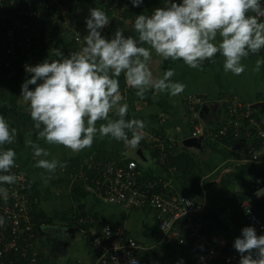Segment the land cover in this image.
<instances>
[{"label": "clouds", "instance_id": "1", "mask_svg": "<svg viewBox=\"0 0 264 264\" xmlns=\"http://www.w3.org/2000/svg\"><path fill=\"white\" fill-rule=\"evenodd\" d=\"M131 3L138 7L143 0ZM262 18L261 0H164V6L151 15L136 16L138 39L117 29L109 40L102 35L110 23L107 14L99 8L90 9L85 18L88 34L83 37L84 47L68 56L56 48L58 59L26 66L32 75L21 86V98L29 103L38 139L73 152L91 148L97 137H110L123 142L126 149H136L144 139L145 123L127 119L129 105L122 103L120 75L124 74L126 84L137 90L140 99L151 90L175 97L186 88L172 79L175 69L165 71L162 77L154 76L153 51L163 60H183L194 69L206 60L215 62L213 58L220 53L225 72L240 75L245 71L242 59L264 49ZM262 64L264 59L257 60L255 71ZM30 85L35 88L30 89ZM113 110L116 118H110ZM98 121H102L99 128ZM17 135V129L0 114V173H6L0 174V185H12L20 179L12 172L15 150L3 147L14 143ZM26 145L38 158L35 166L49 174L43 177L45 183L58 168L66 167L57 158L49 159L50 152L31 138ZM0 197L5 202L9 198L6 187H0ZM5 223L0 217V227ZM234 248L240 253V264H264V235H257L254 226L242 229Z\"/></svg>", "mask_w": 264, "mask_h": 264}, {"label": "crops", "instance_id": "2", "mask_svg": "<svg viewBox=\"0 0 264 264\" xmlns=\"http://www.w3.org/2000/svg\"><path fill=\"white\" fill-rule=\"evenodd\" d=\"M114 4L115 2L109 6L111 12L101 9L108 16L109 26L114 25L112 23L115 21L113 17L116 14L117 7H114ZM142 13L146 15L147 10H143ZM88 14H90V11ZM116 16L119 15L116 14ZM86 17H83L84 23ZM132 19H135V16L126 17L124 19L126 24L120 28L126 37ZM114 31H117L116 27H114ZM63 34L61 47L57 48L65 47L68 42L70 43V40L72 41V31ZM143 46L149 47L147 44ZM69 54V52L66 53V56ZM262 59H264V49H261L258 54H250L248 57L243 58L241 63L245 65V71L240 75H235L231 72H225L224 57L220 53H217L213 58L215 62L206 60L202 63L201 68L194 69L186 65L183 60H163L156 56L153 51L151 67L154 76L162 77L165 71L175 69V75L172 79L183 83L186 88L175 97L166 92L158 93L151 90L145 94L144 99H140L135 94L137 90L126 84L125 76L122 73L119 82L121 93L124 96L122 103L129 105L127 117L142 120L145 123L144 129L148 133L164 134L173 141H184L185 138L190 136L198 138L197 143L190 146L191 151L197 153L199 158V170L202 173V180L216 174L219 170V173L211 180L220 181L229 173L238 176L240 174H236L237 172L233 167L239 168L243 165L242 167L247 171L248 168L243 163L249 161L250 157H233L234 152L238 149L231 144L225 145V150H223L224 143L219 138L221 132L218 131V128L228 121L229 108L226 107V103L233 99L248 104L247 106L251 112H258L260 119L264 121V64L260 66L258 72L255 71L257 60ZM31 75L26 71L24 74L13 78L6 88L9 93L8 101L0 102V114L18 132L14 143L3 147L15 150L17 154L16 162L21 164L40 186L42 205L53 217V220L48 224L57 225V230H54V233L58 234V238L55 239L46 232L45 235L42 233L44 225H41L38 230V242L41 243L44 250L48 251V254H51V261L53 262L51 263L71 264L73 260L77 259L84 264H94L97 259V252L89 235V228L92 226L85 229L84 225L87 221H90L94 224L93 226L100 228L102 224H97V220L100 219L109 221L117 227H122L128 234L136 237L143 245L140 254L146 257V253L153 254L152 258L149 259L151 264H162L164 261H170L173 264H179L180 261H183V264H193V255L186 250L183 244L177 241L175 236L167 238L163 235L155 212L150 207L126 206L101 199L93 193L90 187L91 184L87 182L82 188L74 187V183L78 178H72L69 175L73 160H80V157L83 158L95 152H101L102 155L105 153L109 156L125 157V159L126 157L138 159L134 156L135 149H126L123 142L115 141L110 137L102 139L97 137L91 148L79 152H73L63 145H49L45 140L38 139V131L34 128L32 118L26 116L27 114L30 115L29 103L21 98V86L26 79L31 78ZM29 87L34 89L35 85ZM190 94L200 98L198 102H195L193 111L186 105L187 97ZM110 118H115V110L110 113ZM101 123L102 121L97 122V128ZM194 126L199 127L206 134L204 136L193 135L192 131L196 128ZM29 138L50 152L49 159L54 157L61 163L66 164V167L58 168L56 173L52 175V179L47 183L44 182L43 177L49 174L44 169L35 166L38 158L34 157L32 148L26 145V140ZM166 144H171V142ZM142 146L147 159L143 161L138 159V162L145 168H153L154 172L159 175L157 177L168 181L175 193L182 194V191H184L183 184L175 175H170L160 167L161 165L159 166L161 160L159 157L155 158L154 148L152 146H148V148L145 145ZM228 153L230 155H227ZM158 155H160V152ZM167 159L168 157L163 162H166ZM225 164H228V166L220 169ZM263 167V165L258 166L255 164V167L252 168V171L256 174V181L251 182L250 186L255 188L254 194L258 197L264 196L257 193V189L263 185ZM172 169H175V167H172ZM84 188L87 191L86 194L83 191ZM203 190L204 196L183 194L190 196L203 207L205 205L214 207L220 214V218L225 220L224 224L216 223L218 226L212 232L213 234L221 238H228L229 235L234 240L240 237L244 226L241 223L233 222L230 209L222 201L209 199L205 188ZM73 215L74 218H67Z\"/></svg>", "mask_w": 264, "mask_h": 264}, {"label": "built area", "instance_id": "3", "mask_svg": "<svg viewBox=\"0 0 264 264\" xmlns=\"http://www.w3.org/2000/svg\"><path fill=\"white\" fill-rule=\"evenodd\" d=\"M34 1L30 0L26 3V0H22L19 4V0H0V22L7 31V40L10 41V44L0 49V89L3 87L4 80L11 79L18 74L17 63L19 61L25 67L36 65L33 63V51L34 46L40 44V40L34 39L31 34L19 35L18 31L23 30L30 22L37 25L32 28L33 32L41 28V16L45 13L44 10L50 11V18L44 25L52 30L55 26L62 29V31L52 33L53 36L57 34L54 38L67 31L73 32V47L70 53L79 51L85 46L83 36L71 26L70 8L65 1ZM261 6L264 7V0H261ZM151 14L152 12L147 15ZM108 28L109 25L103 29L102 34ZM21 48L25 49L23 54L27 52L25 57L20 53ZM7 52L11 53L8 59L5 57ZM187 98L186 105L193 111L195 102H198L200 98L191 94ZM247 105L238 99L229 101L228 122L234 127V135L241 139V128H244L246 133L253 129L256 137L264 138V121L255 116ZM143 131L144 139L141 142L144 140L151 142L153 147L159 149L161 162L165 161L168 152L163 135L151 134L145 129ZM220 132L224 133L225 128L220 129ZM192 133L197 136L206 134L199 127L194 128ZM259 156V151H253L249 159L257 160ZM92 158L93 155H91V160ZM93 164L98 170L97 175L91 178L90 187L93 193L101 199L126 206L150 207L155 212L164 236L167 238L175 236L180 242L186 238L192 240V250L197 253L193 257V264H211L214 260H223L226 264H240V253L234 248V243H230L228 238L218 237L206 230L203 222L197 218V213L203 209V206L186 194L175 193L169 182L161 177L141 178L136 158L118 163L113 159L101 161L94 157ZM12 172L20 179L12 185H0L9 190V198L6 202L0 197V217H4L6 221L4 226L0 227V264L8 259L9 256H6L5 251L10 246H14L16 252L22 254L35 247V241L32 239L35 236L34 224L28 206L31 201L28 194L30 183L25 170L19 164H16ZM69 175L72 178H88V174L83 169L70 171ZM240 206L243 208L245 218L255 228L264 231V219L253 210L249 201H242ZM102 221L100 228L93 226L94 224L89 228L90 240L97 252L94 264H133V262L151 264L149 258L140 254L143 245L136 237L128 234L122 227H117L106 220ZM20 231L23 236L19 235ZM71 264L84 263L75 259ZM162 264L173 263L164 261Z\"/></svg>", "mask_w": 264, "mask_h": 264}, {"label": "trees", "instance_id": "4", "mask_svg": "<svg viewBox=\"0 0 264 264\" xmlns=\"http://www.w3.org/2000/svg\"><path fill=\"white\" fill-rule=\"evenodd\" d=\"M22 0H19V4ZM30 0H26V3ZM34 1V0H33ZM69 5V14L72 17L71 26L74 30H76L78 33H80L82 36H86L88 34V30L86 28V23L83 22V17L88 15V12L92 8H99L100 10L103 8L105 11H110L109 6L111 3L115 2L114 7H117L116 14L119 15L118 17L116 14H114V19L112 24L110 25L107 30H105L104 34H102L104 37L108 38L109 40L114 35V27L116 29H120L122 25L126 24L124 19L126 17L136 16L143 14V10H147V14L150 12H153L154 9L158 7L164 6V0H143V3L138 6L134 7L130 0H63ZM177 3L182 2V0H177ZM34 3H36L34 1ZM45 13L41 16V28H37L34 32L32 31V28H35L37 25L33 22H30L26 25V27L18 31L19 35L26 36L27 34H31L32 37L36 40H40V44H37L40 47V51H33V63L36 65L43 62L45 59H58V57L55 56L54 51L57 47H61L60 43L63 38L64 34H60L57 38H54L51 36V34L54 31H62L61 28L58 26L53 27L54 29H49L45 24L46 20L50 18V11L44 10ZM111 12V11H110ZM122 15V16H121ZM119 18V19H118ZM135 19H132V22L129 24V32L127 33L128 36H133L134 38L138 39V33L134 29V23ZM64 31V30H63ZM7 31L2 26V23L0 22V49H3L4 45L10 44V41L7 40L6 37ZM17 35V33H16ZM36 45V46H37ZM34 46V47H36ZM64 47V46H63ZM60 48L61 51L66 56V53H70V49L73 47V41L70 40V43L64 47ZM22 52H25V49L23 50L21 48L20 53L25 57L26 54H23ZM11 53L7 52L5 54L6 59L10 58ZM18 67V74L14 76L13 78L20 76L21 74H24L26 72V67L23 66L20 61L17 63ZM4 80L3 87L0 89V102H6L9 99V93L6 88L8 87L10 81L12 79ZM228 102L226 103V107H228ZM228 113L230 114V111L228 110ZM254 114L260 117L259 113L254 111ZM27 117H31V115L27 114ZM116 118V117H115ZM127 119H129L127 117ZM247 119V118H245ZM229 120V119H228ZM248 120V119H247ZM246 120V121H247ZM242 126L240 125V128ZM221 128H225V132L219 134V138L222 139V142L224 143V149L225 145L231 144L236 149V152H234L235 158L240 157H251L253 151H259V159L257 160H249L246 161V163H243L245 166H247L248 170L246 171L245 168L242 166H238L239 168L233 167L236 174L232 173L227 174L225 177H223L220 181H213L216 174L219 173L217 171L216 174H212L206 179L202 180V173L199 170L200 161L197 156V153L191 151V146L184 142V141H173L172 139L168 138L167 135L163 134V137L165 139V143L171 142V145L166 144V150L168 152V159L166 162H160L159 166L165 170L170 175H175L177 177L182 185V188L184 191L183 193H188L191 195L198 194L199 196H204V190L208 193L209 199H215L222 201L227 208L230 209L231 212V219L233 222H236L238 224H242L245 227L253 226L245 217L243 208H241V202L248 200L251 204L253 210L264 219V196L258 197L256 194H254V189L250 186L251 182L256 181V174L254 171H252L253 167H255V164L263 165L264 166V143L262 137H256L255 131L253 129L250 130L249 133H246V130L244 128H241L242 132V138L238 139L234 135V127L229 124L227 121L226 123H223L219 128L218 131H220ZM154 129L153 127L151 128ZM219 142V141H218ZM217 142V144H218ZM151 142H147L144 140L143 142H140L139 145H145L146 148L148 146H152ZM153 147V146H152ZM154 148V155L155 158L159 157V149L156 147ZM224 151V155H225ZM91 155H93V158L91 160ZM227 155H230L228 153ZM97 158L98 160L105 161L108 159H113L117 161L118 163H123L126 160L130 159L131 157H125L120 158L116 156H109L105 153L102 155L101 152H95L93 154H89L87 156H84L83 158L80 157V160L75 159L73 160V164L71 165L70 171H77L78 169H83L88 174V178H82L77 177L78 179L74 183V187L78 186L80 188L83 187L84 184L92 183L91 178L95 177L98 173V170L94 168L93 159ZM257 162H260L259 164ZM229 163V162H226ZM16 164H18L16 162ZM20 167L23 168L21 164H19ZM225 166H228V164L222 165L220 169L224 168ZM172 167H175V169H172ZM24 169V168H23ZM138 169L141 172V178H154L159 176L158 173H155L154 169L151 168H145L142 166L140 162H138ZM25 170V169H24ZM175 170V171H174ZM174 171V173H173ZM27 180L30 183V186L28 187V194H29V201L28 206L30 210V214L32 216V221L34 224V233L35 236V247L29 250L27 253L22 254L16 252V248L14 246L8 247L6 249L5 254L6 256H9L8 259H6L3 264H52L51 261V254H48V251L44 250L41 247V243L38 242V230L41 225H47L53 220L52 215H50L45 207L42 205L41 202V188L37 184V182L25 171ZM264 175V167L263 172ZM242 178H241V177ZM213 177V178H212ZM264 185V180L262 181ZM78 189V188H77ZM83 191L86 194L85 188ZM77 214V213H76ZM79 217V216H78ZM68 219L74 218V215L72 217H67ZM197 218L200 219L203 222V226L206 230L214 232L216 226H218V222L224 224L225 220L220 218V214L218 211L211 207L210 205H205L201 211L197 213ZM97 224L101 225L103 223L102 220H97ZM217 223V224H216ZM91 222L87 221L85 223L84 228L87 229L89 226H91ZM256 232L257 235H264L263 230H259L257 228ZM20 236H23V233L19 232ZM215 235V234H214ZM228 240L230 243H234V239L228 235ZM177 241L184 245L186 250L190 252V254L193 255V257L197 254L192 250V240L189 238H186L183 242H180L178 239ZM147 257L152 258L153 254L146 253ZM143 257H146L142 254ZM11 259V260H10ZM52 262V263H51ZM211 264H226L223 260H214L211 262Z\"/></svg>", "mask_w": 264, "mask_h": 264}, {"label": "water", "instance_id": "5", "mask_svg": "<svg viewBox=\"0 0 264 264\" xmlns=\"http://www.w3.org/2000/svg\"><path fill=\"white\" fill-rule=\"evenodd\" d=\"M198 138H196L195 136H190L188 138H185L184 139V142L188 143L189 145H195L197 142ZM134 156H136L138 159H140L141 161L143 160H146L147 159V156L146 154L144 153V150H143V146L140 145L138 146V148L135 149V154ZM137 159V160H138ZM257 193L258 194H263L264 195V185L260 186L258 189H257ZM49 235H51V237H53L54 239L55 238H58V234L52 232L50 233Z\"/></svg>", "mask_w": 264, "mask_h": 264}, {"label": "rangeland", "instance_id": "6", "mask_svg": "<svg viewBox=\"0 0 264 264\" xmlns=\"http://www.w3.org/2000/svg\"><path fill=\"white\" fill-rule=\"evenodd\" d=\"M87 16H89V14L87 15ZM57 34H54V36H56ZM52 36H53V34H52ZM53 36V37H54ZM39 45H41V44H39ZM39 45H37L35 48H34V51L35 50H37V51H40V47L41 46H39ZM57 225H49V224H47V225H44L43 226V234L45 235V232L47 233V234H50V233H52V232H54V230H57V227H56ZM47 239H48V236H47Z\"/></svg>", "mask_w": 264, "mask_h": 264}]
</instances>
